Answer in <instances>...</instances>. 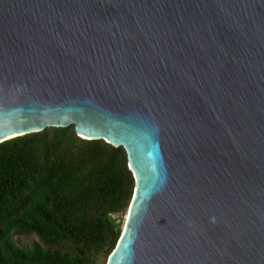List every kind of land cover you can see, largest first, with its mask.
<instances>
[{
  "label": "water",
  "instance_id": "water-1",
  "mask_svg": "<svg viewBox=\"0 0 264 264\" xmlns=\"http://www.w3.org/2000/svg\"><path fill=\"white\" fill-rule=\"evenodd\" d=\"M69 127L135 180L107 264H264V0H0V144Z\"/></svg>",
  "mask_w": 264,
  "mask_h": 264
},
{
  "label": "trees",
  "instance_id": "trees-1",
  "mask_svg": "<svg viewBox=\"0 0 264 264\" xmlns=\"http://www.w3.org/2000/svg\"><path fill=\"white\" fill-rule=\"evenodd\" d=\"M134 189L125 150L73 127L1 143L0 264H107Z\"/></svg>",
  "mask_w": 264,
  "mask_h": 264
},
{
  "label": "rangeland",
  "instance_id": "rangeland-1",
  "mask_svg": "<svg viewBox=\"0 0 264 264\" xmlns=\"http://www.w3.org/2000/svg\"><path fill=\"white\" fill-rule=\"evenodd\" d=\"M124 218H125V215L123 217H121V219H120V224H122V231H123V228H124V225H123ZM15 240L22 247H30L32 244L38 242V240H37V238L35 236L15 237Z\"/></svg>",
  "mask_w": 264,
  "mask_h": 264
},
{
  "label": "bare ground",
  "instance_id": "bare-ground-1",
  "mask_svg": "<svg viewBox=\"0 0 264 264\" xmlns=\"http://www.w3.org/2000/svg\"><path fill=\"white\" fill-rule=\"evenodd\" d=\"M127 216V215H126Z\"/></svg>",
  "mask_w": 264,
  "mask_h": 264
}]
</instances>
